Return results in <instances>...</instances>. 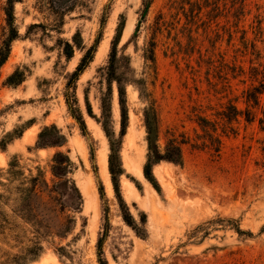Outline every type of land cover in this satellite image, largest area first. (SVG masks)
Listing matches in <instances>:
<instances>
[{
    "label": "rangeland",
    "instance_id": "rangeland-1",
    "mask_svg": "<svg viewBox=\"0 0 264 264\" xmlns=\"http://www.w3.org/2000/svg\"><path fill=\"white\" fill-rule=\"evenodd\" d=\"M5 3L0 0V47L8 32ZM145 3H14L18 37L0 67V140H6L0 149V264H99L96 243L105 230L108 264H264V94L251 108L252 121L242 115L225 126L220 119L228 104L246 108L250 68L264 64V0H149L141 18ZM121 24L117 73L128 120L119 139L120 192L136 220L146 214L143 237L121 218L108 172V139L95 120L105 100L111 137L118 139L117 86L108 82L107 63ZM65 41L75 43L69 59ZM245 42H254L259 57L245 50ZM93 45L92 60L68 85ZM67 101L81 113L85 130ZM150 102L160 149L175 138L182 152L180 164L153 165L159 192L142 172ZM199 117L214 121L215 129L205 132ZM50 125L65 136L64 144L36 147L38 133ZM56 151L72 161L68 176L81 199L71 183L61 184V198L42 187L32 202L37 218L27 220L18 210L23 204L16 205V187L26 186L25 178L38 169L51 185ZM9 163L16 164L17 180L7 174Z\"/></svg>",
    "mask_w": 264,
    "mask_h": 264
},
{
    "label": "trees",
    "instance_id": "trees-1",
    "mask_svg": "<svg viewBox=\"0 0 264 264\" xmlns=\"http://www.w3.org/2000/svg\"><path fill=\"white\" fill-rule=\"evenodd\" d=\"M21 0H6L4 6L5 12V20L8 26V32L6 38L2 41L0 47V67L6 61L9 52H10V45L11 42L18 37V29L14 24V14H13V6L15 2ZM149 5V0H146L145 9L142 11L141 18H143L146 14V9ZM243 11H241L238 16H241ZM123 25L117 27L116 34L114 35L111 46L110 52L108 56V63H107V75H108V82L112 83L115 82L117 86V95H118V103H119V110H120V130L118 139L112 138V130L110 127V108L107 105V102L104 100L102 101L101 105V116L100 120L95 119L98 123H100L101 129L104 132L105 136L108 139L109 143V155H108V172L110 174V180L112 184V188L114 191V195L117 199L118 207L120 210L121 218L124 223L129 226L137 236L143 237L146 233L145 223H146V214L141 212L139 214V219L136 220L135 216L130 210L129 205L123 199L121 192H120V176L123 174L124 169L121 164L120 159V143L119 140L125 134V130L127 128V120H128V112H127V103H126V93H125V86L122 84V79L117 73V45L119 43L121 31ZM260 34V29H259ZM249 43V44H248ZM245 42V50H251V52L257 54L259 57V52L256 49L254 42ZM74 44L65 41L63 44V52L66 58H71L73 55ZM96 46L93 45L89 47L82 57L80 58L78 64L76 65L75 69L70 74V78L68 80V85L74 83L79 75L83 72L84 68L88 65V63L92 60L94 51ZM153 60V59H151ZM12 76H9L8 79H11ZM249 79L251 80L249 86L244 90L245 93V104L246 108L244 110L239 109L235 104H228V107L225 108L221 113L222 120L224 121L222 124L227 126L228 123L236 120L238 116H244L247 122L252 121L255 118L254 113L252 112L251 108H255L260 106L261 97L264 94V64H259V66H251ZM258 80V84H253L254 81ZM68 100V97H66ZM264 100V97H263ZM68 103V101H67ZM69 105L70 110H72V115L78 120L80 123L81 129L85 130V123L79 111L78 114H75V111L72 109V105ZM262 118H259L262 127H264V104L262 105ZM228 110H231V115L228 114ZM90 114V113H89ZM145 116V129H146V143H147V153L145 163L143 165V176L145 179L159 192L160 187L153 175L152 168L153 165L160 161H168L175 164H180L182 162V152H181V143L177 141L175 138H168L164 145L163 149H160L158 145V121L156 116V111L154 109L153 104L150 102L148 107L144 111ZM199 124L208 132L209 130H213L216 127L214 121H210L205 117H199ZM223 127V132L226 131V127ZM52 131V132H50ZM65 142V136L57 129L55 125L45 126L41 131L38 133V139L36 141V147L44 148L47 146H61ZM6 145V140H0V149H4ZM264 150V146H263ZM93 154V153H91ZM72 161L70 160L69 156L62 151H56L51 159L50 171L53 176L52 184L49 185L47 182L45 175L42 170L38 169V173L35 175L30 174L28 177L25 178V184H21L20 186L16 187L17 195H18V204H23L22 207H19L18 210L23 212L22 216L27 220H32L37 218L36 214L33 210V198L39 196L41 193L42 187H49V192L56 193L60 198L62 192L60 190L61 184L67 185L71 183L73 185V189L77 192L78 199H81V195L74 185L72 179L68 176L71 173L72 168ZM264 164V162H263ZM16 164L9 163V170L7 171L8 176L13 179L17 180L16 177ZM100 195L103 196L102 187H100ZM56 196V195H54ZM21 199V201H20ZM20 201V203H19ZM106 220V215L104 217ZM107 230L104 231L102 235H100L97 239L96 248H97V255L99 264H108L105 258L103 257L102 245L105 239ZM238 232L240 229H238Z\"/></svg>",
    "mask_w": 264,
    "mask_h": 264
},
{
    "label": "bare ground",
    "instance_id": "bare-ground-1",
    "mask_svg": "<svg viewBox=\"0 0 264 264\" xmlns=\"http://www.w3.org/2000/svg\"><path fill=\"white\" fill-rule=\"evenodd\" d=\"M105 169H106V168H105V162H104V163L102 164V169H100V170H102V171H101L102 173H105Z\"/></svg>",
    "mask_w": 264,
    "mask_h": 264
},
{
    "label": "water",
    "instance_id": "water-1",
    "mask_svg": "<svg viewBox=\"0 0 264 264\" xmlns=\"http://www.w3.org/2000/svg\"><path fill=\"white\" fill-rule=\"evenodd\" d=\"M138 28H139V23L137 24L136 30H138Z\"/></svg>",
    "mask_w": 264,
    "mask_h": 264
}]
</instances>
